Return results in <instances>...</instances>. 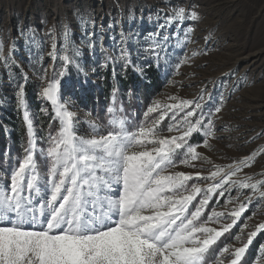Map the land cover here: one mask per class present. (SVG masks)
<instances>
[{
  "label": "rangeland",
  "instance_id": "374dc122",
  "mask_svg": "<svg viewBox=\"0 0 264 264\" xmlns=\"http://www.w3.org/2000/svg\"><path fill=\"white\" fill-rule=\"evenodd\" d=\"M180 7L186 14L197 12L198 20L174 21L161 28L165 18L174 15L173 10ZM189 28L193 31L186 37ZM150 34H159L155 37L157 40L161 36L168 37L167 41H162L164 51L159 60L150 51ZM0 41L4 43L0 52V116L12 105H20L17 93L21 87L24 91L28 86L31 95L51 104L40 92L53 79V69L56 78H60L58 73L65 70L61 59L64 55H68L74 64L67 67L69 75L61 83L70 79L76 87L60 88L58 97L63 102L71 95L72 105L67 107L78 118L76 128L80 135L88 132V121H106L109 107L117 109V115L126 117L133 128L141 124L150 127L151 120L159 111L165 110V105L199 100L201 90L206 88L211 97L206 96L202 101L205 114L220 103L221 93L225 97L221 111L212 116L213 135L207 137L208 146L202 143L203 130L194 133L189 143L198 145L200 154L199 159L192 161L195 167L181 164L179 160L184 157L178 153L179 159L174 157L175 167L167 169L165 174L199 172L207 177L217 170V166L226 172L229 165L259 153L251 167L243 168L232 179L249 183L264 181V0H0ZM54 42L55 59L49 55L53 52ZM121 49L127 52L128 65L137 72H141L143 64L156 66L162 85L136 110L131 109V113L125 112L123 105L112 104L105 112H93L84 106L85 99L87 95L96 96V88L101 85L99 70L104 68L105 59L108 58L107 66L113 75L123 74L128 68L122 66L124 61L111 59L118 57ZM193 52L197 54L193 55ZM185 58L187 62L180 63ZM77 64L79 71L75 67ZM85 78L87 83H81ZM113 98L112 95L111 102ZM153 102H159L161 108L146 118L144 114ZM171 116L169 111L157 126L158 137L178 134L168 131L174 123ZM196 118H192L193 123ZM202 118L206 125L207 116ZM48 147L38 145L36 148L37 170L41 177L47 172L46 157L40 156V151ZM22 158L17 157L9 164L0 162V170H3L0 172V189L10 183L9 171ZM219 178L204 180L194 176L186 182L184 195L191 192L193 184L202 189L189 204L190 211H194L204 198V190ZM259 191H264V185L259 186ZM218 192L210 195L198 220V223L217 230L232 224L230 212L242 204L247 205V198L252 196V204L240 219L211 246L216 251L225 246L234 251L247 243L248 234L264 223V199L257 203L259 192L253 194L251 189H241L238 185L229 188L223 196ZM213 213L223 215L213 216ZM210 216L211 220L208 219ZM262 246L264 230L252 238L239 264H264ZM214 255L210 250L208 256ZM231 258L226 254L224 264H229Z\"/></svg>",
  "mask_w": 264,
  "mask_h": 264
},
{
  "label": "snow or ice",
  "instance_id": "6c2138e0",
  "mask_svg": "<svg viewBox=\"0 0 264 264\" xmlns=\"http://www.w3.org/2000/svg\"><path fill=\"white\" fill-rule=\"evenodd\" d=\"M173 11L174 15L167 16L161 28L174 21L198 20L195 11L186 14L183 7ZM192 31L187 29L185 36ZM157 35L150 34V51L159 60L164 51L162 41H167L168 37L161 36L157 40ZM55 47L54 42L53 52L49 54L53 59L56 58ZM3 48L4 43L0 41V52ZM61 59L65 70L58 73L60 78H56L53 69V79L40 92L54 106L59 123L57 134H49V147L40 151V156L46 157L47 175L41 177L37 170L36 138L25 110L27 147L17 166L9 171L10 183L0 189V264H224L226 254L232 257L229 264H239L252 238L264 230V223L248 234L247 243L234 251L228 246L216 251L211 246L240 219L252 204V196L247 198V205L242 204L230 212L232 224L220 230L200 224L198 220L210 195L217 190L223 196L229 188L238 185L241 189H251L253 194L259 192L257 203L264 199V191H259L264 181L249 183L232 179L243 168L251 167L259 153L229 165L226 172L217 166L207 177L199 172L165 174L167 169L175 167L178 153L184 157L179 160L181 164L195 167L192 161L199 159L200 154L198 145L189 143V139L203 130L202 143L208 146L207 137L213 135L212 116L221 111L223 93L220 103L206 114L202 101L206 96L211 97L206 88L201 90L199 100L165 105L164 111L158 112L161 105L153 102L144 114L147 118L150 113L158 112L150 127L141 124L133 128L126 117L117 115V109L109 107L106 121H88V132L80 135L76 128L78 118L67 107L72 105L71 95L63 102L58 97L60 88L76 87L70 79L61 83L69 75L67 67L74 64L68 55ZM107 59L102 66H107ZM111 59L124 61V68L129 63L124 49ZM186 62L187 58L180 63ZM75 67L79 71V65ZM81 83H87V79ZM17 96L20 106L26 109L22 87ZM169 111L174 123L168 131L178 134L158 137L156 128ZM205 115L206 125L202 118ZM193 117H197L194 123ZM194 176L204 180L220 178L204 190L206 195L195 210L190 211L189 204L202 189L193 184L189 194L182 192L186 190V182ZM210 250L215 253L212 257L208 256Z\"/></svg>",
  "mask_w": 264,
  "mask_h": 264
},
{
  "label": "trees",
  "instance_id": "16d2710c",
  "mask_svg": "<svg viewBox=\"0 0 264 264\" xmlns=\"http://www.w3.org/2000/svg\"><path fill=\"white\" fill-rule=\"evenodd\" d=\"M99 78L101 85L96 88V96L87 95L85 99L84 106L93 112L97 110L105 112L106 107L112 104L114 106L123 105L122 109L131 113V109L136 110L162 85L158 69L151 63L141 65V72H137L128 65L123 74L116 73L115 75L107 66L99 70ZM23 92L26 109L20 105H12L0 116V162L9 164L15 158L24 155V148L27 147L28 142L27 124L24 119L25 110L33 125L37 147L38 145L49 146V134L55 136L59 128L58 120L55 119L54 106L31 95L28 86L24 87ZM112 95L114 98L111 102ZM256 243L255 248L258 244Z\"/></svg>",
  "mask_w": 264,
  "mask_h": 264
}]
</instances>
